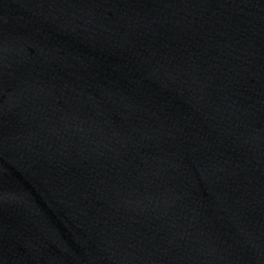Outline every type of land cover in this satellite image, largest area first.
<instances>
[{
    "label": "water",
    "instance_id": "water-1",
    "mask_svg": "<svg viewBox=\"0 0 264 264\" xmlns=\"http://www.w3.org/2000/svg\"><path fill=\"white\" fill-rule=\"evenodd\" d=\"M0 264H264V0H0Z\"/></svg>",
    "mask_w": 264,
    "mask_h": 264
}]
</instances>
